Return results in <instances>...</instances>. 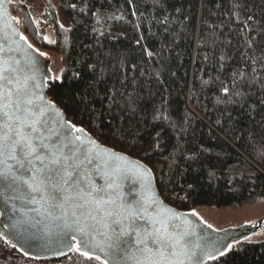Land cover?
Here are the masks:
<instances>
[{"label":"trees","instance_id":"trees-1","mask_svg":"<svg viewBox=\"0 0 264 264\" xmlns=\"http://www.w3.org/2000/svg\"><path fill=\"white\" fill-rule=\"evenodd\" d=\"M26 3H10L21 29L61 60L49 97L148 163L167 201L203 217L264 201V0H47L40 21ZM56 260L104 264L76 250ZM13 263L45 264L0 237V264ZM205 264H264V238Z\"/></svg>","mask_w":264,"mask_h":264},{"label":"water","instance_id":"water-1","mask_svg":"<svg viewBox=\"0 0 264 264\" xmlns=\"http://www.w3.org/2000/svg\"><path fill=\"white\" fill-rule=\"evenodd\" d=\"M10 3L11 0H0V60L13 63L21 70V82L26 78H32L27 82L30 87L33 84L36 85L32 88L35 93L34 102L53 105V108L48 110L53 128L62 131L74 125L76 129L83 131L76 132L72 129L73 136L78 135L82 139L90 137L95 141V145L91 147L98 146L101 159L94 162V166H90L89 180L96 187H102L105 186L104 175H113L118 188L114 191L105 186L106 192L109 193L105 199H110L112 203L100 206L89 203L84 207L66 204L62 210L50 208L47 204L29 203L23 198L26 194L25 190H17L14 185L0 179V237L5 242L28 258L47 260L69 255L76 250L79 241L87 239L89 246L84 251H88L91 257L100 256L99 260L103 263L108 260L109 264H116V262L133 264L132 261L121 260L119 256L114 262L91 245L103 241L101 233L108 231L105 225H112V220L117 218V213L124 214V210L120 207L122 204L131 207L138 202L147 208V220L160 219L161 217L157 216V213H160L166 220L169 231L174 228L176 235L186 234L184 240L189 243L196 256L202 257L203 264L221 256V252L225 254L233 245L264 228V215L254 221L216 227L195 210L177 207L161 195L155 173L148 163L139 157L102 143L85 126L75 124L63 107L49 97V84L55 77L49 52L36 46L23 32L21 20L13 13ZM59 125H63V129ZM105 153H114L115 156L105 155ZM95 164H98L103 172L96 171ZM149 198L156 199L159 203H150ZM49 212L52 215H48ZM62 212H67L65 219L69 224L76 218L84 220L88 213L95 216L94 220L91 216H87L89 236L85 237L79 232H72L66 228L62 220L56 219L62 215ZM73 212L76 213L75 216L72 215ZM107 213L113 215L109 216ZM147 220H139L138 223L145 225ZM112 226L115 227V225ZM73 236L75 239L72 238ZM125 239L131 243L134 237ZM196 245L199 247H195ZM122 246H124L123 242ZM205 251L207 255L204 254Z\"/></svg>","mask_w":264,"mask_h":264},{"label":"snow or ice","instance_id":"snow-or-ice-1","mask_svg":"<svg viewBox=\"0 0 264 264\" xmlns=\"http://www.w3.org/2000/svg\"><path fill=\"white\" fill-rule=\"evenodd\" d=\"M20 71L13 63L0 60V179L14 185L17 190H25L23 198L29 203L47 204L50 208L63 210L66 204L84 207L89 203L97 206L112 203L105 199L109 195L106 187L115 191L118 188L116 178L105 174L106 187H96L89 180L90 166L101 159L98 146L91 147L95 141L86 137L85 143L81 136H73L72 129L83 131L74 125L62 131L53 128L48 115L53 105L34 102L32 88L36 85L29 86L27 81L31 77L21 82ZM59 127L63 129V125ZM105 155L115 156L114 153ZM95 170L103 172L98 164H95ZM149 201L159 203L152 198ZM120 207L124 214H116L117 218L112 220L115 227L105 225L108 231L101 233L103 241L91 245L105 256L114 262L119 256L133 264H203L202 257L196 256L184 240L186 234L176 235L174 228L169 231L160 213H157L160 219L147 220V208L142 203L131 207L122 204ZM66 216L67 212H62L56 219L62 220L70 231L89 236L87 216L93 220L95 216L88 213L84 220L76 218L71 224ZM139 220H147V224L141 225ZM133 237L131 243L125 239ZM88 246L89 241L85 239L77 243L76 250L91 258V254L84 251ZM204 254L208 253L205 251ZM95 259L99 260L100 256H95ZM104 264H109V261L105 260Z\"/></svg>","mask_w":264,"mask_h":264},{"label":"rangeland","instance_id":"rangeland-1","mask_svg":"<svg viewBox=\"0 0 264 264\" xmlns=\"http://www.w3.org/2000/svg\"><path fill=\"white\" fill-rule=\"evenodd\" d=\"M20 2H27V6L34 7L36 10V19L41 20L42 16L47 10V0H19ZM57 3V0H55ZM49 28V27H48ZM47 37L53 38L52 29H48ZM50 55H52L53 59L51 61L52 68L55 73L59 74L61 69V60L60 56L57 52L49 50ZM168 195V194H167ZM169 199H171V195H168ZM200 212L208 219V221L214 225L219 227H225L234 224H240L243 221H254L261 216L264 215V201L257 202L254 204H242L236 207L231 208H216L213 206H202L200 207ZM214 223V224H213ZM254 238L261 239L264 238V228L258 233L254 234ZM29 260H34L32 258H28ZM58 259V258H57ZM40 263L49 264L52 259L47 260H35ZM32 262V261H31ZM16 264V263H13Z\"/></svg>","mask_w":264,"mask_h":264},{"label":"built area","instance_id":"built-area-1","mask_svg":"<svg viewBox=\"0 0 264 264\" xmlns=\"http://www.w3.org/2000/svg\"><path fill=\"white\" fill-rule=\"evenodd\" d=\"M176 194L172 193L171 194V199H169L172 204L174 203V201L176 200ZM57 260L56 259H52V261L49 262V264H57Z\"/></svg>","mask_w":264,"mask_h":264}]
</instances>
